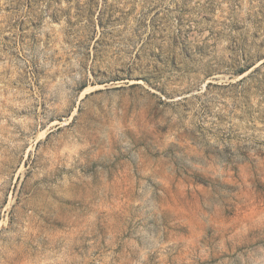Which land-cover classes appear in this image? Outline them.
Returning a JSON list of instances; mask_svg holds the SVG:
<instances>
[{"label":"rangeland","instance_id":"obj_1","mask_svg":"<svg viewBox=\"0 0 264 264\" xmlns=\"http://www.w3.org/2000/svg\"><path fill=\"white\" fill-rule=\"evenodd\" d=\"M0 264H264V0H0Z\"/></svg>","mask_w":264,"mask_h":264}]
</instances>
